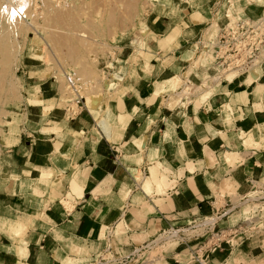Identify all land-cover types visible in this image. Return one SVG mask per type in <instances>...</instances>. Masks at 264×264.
Here are the masks:
<instances>
[{"label": "crops", "instance_id": "0c3cea01", "mask_svg": "<svg viewBox=\"0 0 264 264\" xmlns=\"http://www.w3.org/2000/svg\"><path fill=\"white\" fill-rule=\"evenodd\" d=\"M228 10L256 17L264 0H153L135 39L108 57L112 86L83 96L73 118L60 84L24 65L22 119H12L9 144L0 133V264L124 256L209 215L219 198L244 195L250 180L264 183V52L247 72L220 74L206 49ZM177 28L174 46L152 40ZM162 247L138 264H201L194 244ZM203 264H264V228Z\"/></svg>", "mask_w": 264, "mask_h": 264}, {"label": "rangeland", "instance_id": "374dc122", "mask_svg": "<svg viewBox=\"0 0 264 264\" xmlns=\"http://www.w3.org/2000/svg\"><path fill=\"white\" fill-rule=\"evenodd\" d=\"M30 1L32 3L30 2L29 10L33 13V27L25 30L24 36L18 39L20 43L16 45L17 47L12 44L8 49L10 53L8 61L0 54V133L6 144H9L6 134L13 122L12 119L17 116L22 119L20 101L24 91V65L30 64L32 69L42 70L44 72L42 74L52 77L60 84L63 106L75 98L67 87L66 75L79 81L81 96L95 99V96L107 87V82H104L108 78L106 70L111 66L108 57L114 56L115 49L129 37L135 39L136 26L153 2V0ZM230 2L233 4L234 0ZM60 9L62 12L67 11V16L63 19L56 18L61 12ZM227 15L230 19L237 16L231 10H228ZM213 27L217 30L215 23ZM54 43L57 44V48L53 46ZM87 66L91 69L88 70ZM162 250V244H156L144 255V259H155L162 254Z\"/></svg>", "mask_w": 264, "mask_h": 264}, {"label": "built area", "instance_id": "2783aa9c", "mask_svg": "<svg viewBox=\"0 0 264 264\" xmlns=\"http://www.w3.org/2000/svg\"><path fill=\"white\" fill-rule=\"evenodd\" d=\"M13 16L11 11L6 15L8 25L25 17L24 10L17 8ZM210 51L212 64L220 74L228 72L245 73L264 52V12L256 17L240 16L230 19L221 26L218 35L206 45ZM73 75V74H72ZM68 89L75 98L66 106L68 118H73L83 96L79 94V81L70 75L66 77ZM250 190L242 196L221 197L211 205L212 212L192 220L186 227H171L161 231L155 238L139 246L127 255L116 256L110 249L97 254L92 264H138L149 261L144 255L156 244L168 245L178 243L194 244L191 257L203 264L209 255L223 248L233 246L251 236L254 231L264 228V183L249 181ZM247 208V215L235 224L221 226L233 211ZM237 237H240L237 239Z\"/></svg>", "mask_w": 264, "mask_h": 264}, {"label": "bare ground", "instance_id": "6f19581e", "mask_svg": "<svg viewBox=\"0 0 264 264\" xmlns=\"http://www.w3.org/2000/svg\"><path fill=\"white\" fill-rule=\"evenodd\" d=\"M30 2H31L30 0H0V54H2V57L5 56L6 57L5 59L7 61H8L9 54H10L8 49L12 47V44L13 45L15 44V46H16L18 43H20V41L18 39L21 36L22 37L24 36L25 30H27L28 28L33 27V25H34L33 13H31L30 10H29L30 7H31V3H32V2L31 3ZM17 8H20L21 10H24L25 17L24 18L21 17L20 19L16 18V20L14 22V26L8 25L7 21H6V15H8V13L10 11H11V13L13 15V13L17 10ZM66 8H68V7H66ZM66 12H62V10H61V12H59L57 14L56 18L57 19L65 18L67 16ZM53 46L55 48L58 47L57 44H55V43L53 44ZM70 55H72V53ZM73 56H75V55H73ZM87 69H88V66H87ZM89 69H91V68H89ZM66 77H67V75H66ZM107 79L108 78H106L105 81H104V82H107L106 83L107 87L112 86V85H110L111 83H110L109 79H108V81H106ZM11 89H13V88H11ZM93 95H92V97H93ZM246 142H248L246 144L249 145L251 141L249 142V141L246 140ZM225 158H226V160L228 162H233V160L236 159V156L234 154H227ZM246 211H247V209L244 210V212H246Z\"/></svg>", "mask_w": 264, "mask_h": 264}, {"label": "snow or ice", "instance_id": "6c2138e0", "mask_svg": "<svg viewBox=\"0 0 264 264\" xmlns=\"http://www.w3.org/2000/svg\"><path fill=\"white\" fill-rule=\"evenodd\" d=\"M15 15V13H13V16ZM194 19H198V18H194ZM149 23H152L151 20H149ZM143 35L147 36L148 35V29L147 28H142L141 29ZM179 34V28L177 29H173V30H170V33L163 36V38L159 37V36H153L152 37V40L153 41H159V44H160V47L161 49H166L168 48L170 45L171 46H174V41L176 39V36ZM145 47V45L141 44L140 45V48L143 49ZM47 176V174H46ZM46 176L44 178H46ZM42 178V180L44 179ZM147 190V188H146ZM17 229L19 230H23V226L22 225H16L15 226Z\"/></svg>", "mask_w": 264, "mask_h": 264}]
</instances>
